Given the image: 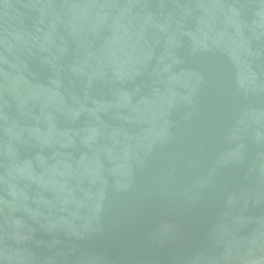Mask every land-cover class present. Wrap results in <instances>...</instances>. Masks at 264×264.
<instances>
[{"label":"water","instance_id":"95a60500","mask_svg":"<svg viewBox=\"0 0 264 264\" xmlns=\"http://www.w3.org/2000/svg\"><path fill=\"white\" fill-rule=\"evenodd\" d=\"M0 264H264V0H0Z\"/></svg>","mask_w":264,"mask_h":264}]
</instances>
